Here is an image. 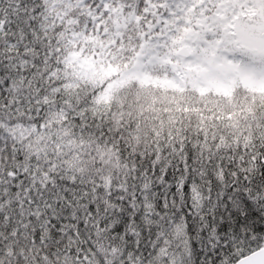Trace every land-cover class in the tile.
Returning a JSON list of instances; mask_svg holds the SVG:
<instances>
[{
	"label": "snow or ice",
	"instance_id": "6c2138e0",
	"mask_svg": "<svg viewBox=\"0 0 264 264\" xmlns=\"http://www.w3.org/2000/svg\"><path fill=\"white\" fill-rule=\"evenodd\" d=\"M0 264H264V0H0Z\"/></svg>",
	"mask_w": 264,
	"mask_h": 264
}]
</instances>
